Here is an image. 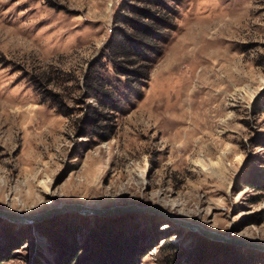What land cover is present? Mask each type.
<instances>
[{"label": "rangeland", "instance_id": "obj_1", "mask_svg": "<svg viewBox=\"0 0 264 264\" xmlns=\"http://www.w3.org/2000/svg\"><path fill=\"white\" fill-rule=\"evenodd\" d=\"M146 18L162 26L158 46L147 79L129 84L106 46ZM90 74L115 107L90 96ZM261 174L264 0H0V210L117 209L0 218V240L7 226L30 229L5 264H56L64 226L81 229V247L89 230L133 238L127 264H264L170 219L264 246ZM90 243L81 264L112 262Z\"/></svg>", "mask_w": 264, "mask_h": 264}, {"label": "trees", "instance_id": "obj_2", "mask_svg": "<svg viewBox=\"0 0 264 264\" xmlns=\"http://www.w3.org/2000/svg\"><path fill=\"white\" fill-rule=\"evenodd\" d=\"M137 23V25L131 26L129 32L114 28L106 46L107 50H109V61L112 63L113 68L117 71V74L124 76L129 84L147 79L149 70L151 69L149 55L155 52L158 46L157 39L153 34L157 33L159 35L162 30V26L159 23H155L153 18H149L144 23ZM118 58L119 60H116ZM85 86L91 97L98 99L99 96L102 95L105 96L111 107L117 105L114 103L118 102V100H116L110 92L104 90L103 84L100 82L97 75L90 74ZM99 103L103 104L101 101H99ZM260 177L261 180H264V174H261ZM263 187L253 186V188L257 190H262ZM106 229H98L96 231L89 230L88 232L91 238L81 247L76 241V236L81 233V229L78 228V230L71 231V228L69 229V227L64 226L62 230L63 237H55L52 240L53 250L56 251V264H81L80 260L78 261L79 251L83 249L87 250L92 240L96 244L95 249L98 248L100 254H102L104 258H107L109 253H112L113 256L110 255V258L112 257V262L108 261V264H127L120 254L126 253L129 257L133 254V238L132 240L122 241L116 235L109 241L103 240L102 238L106 237L108 234ZM29 231L30 229L28 226L16 233L10 226L5 227L4 240H0V264L7 263L11 259V252L24 246L26 241L30 238L23 235V233L29 234ZM29 264L40 263L37 260H31ZM231 264L250 263H248L247 260L239 258V260L237 259Z\"/></svg>", "mask_w": 264, "mask_h": 264}, {"label": "water", "instance_id": "obj_3", "mask_svg": "<svg viewBox=\"0 0 264 264\" xmlns=\"http://www.w3.org/2000/svg\"><path fill=\"white\" fill-rule=\"evenodd\" d=\"M116 210L117 209H109V210L95 209V208L87 207L85 205H80V204H65L53 210H49L44 213L36 214V215L12 214L8 211L0 210V218L3 220L9 221L11 223H15V224H36L43 220L49 219L55 215L67 213V212L68 213L75 212V213H78L84 216H88V215L103 216V215L113 214L115 213ZM170 219L175 224L183 228H187L190 231H195L199 233L200 235L204 236L205 238H207L208 240L222 242V243H232V245H235L238 247H244L247 249H255L257 251L264 253V246L262 245H258L256 243H251V242H245V241H232V240L227 239L224 236L215 234L210 231H206L186 221H182V220L174 219V218H170Z\"/></svg>", "mask_w": 264, "mask_h": 264}, {"label": "bare ground", "instance_id": "obj_4", "mask_svg": "<svg viewBox=\"0 0 264 264\" xmlns=\"http://www.w3.org/2000/svg\"><path fill=\"white\" fill-rule=\"evenodd\" d=\"M13 214V213H12Z\"/></svg>", "mask_w": 264, "mask_h": 264}]
</instances>
